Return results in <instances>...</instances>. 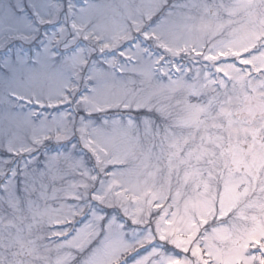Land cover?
<instances>
[{"label":"snow or ice","instance_id":"6c2138e0","mask_svg":"<svg viewBox=\"0 0 264 264\" xmlns=\"http://www.w3.org/2000/svg\"><path fill=\"white\" fill-rule=\"evenodd\" d=\"M0 264H264V0H0Z\"/></svg>","mask_w":264,"mask_h":264}]
</instances>
